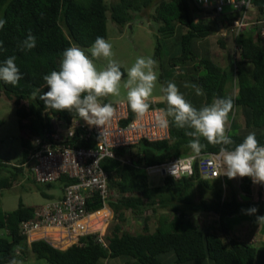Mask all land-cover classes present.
I'll list each match as a JSON object with an SVG mask.
<instances>
[{"label": "trees", "instance_id": "obj_1", "mask_svg": "<svg viewBox=\"0 0 264 264\" xmlns=\"http://www.w3.org/2000/svg\"><path fill=\"white\" fill-rule=\"evenodd\" d=\"M253 5L251 16L257 21L264 20V0H253ZM147 9H153L150 18L158 24L156 57L160 56L163 44H172L170 40L180 44L181 51L170 59L169 65L181 68L192 84L202 88L206 100L197 108L217 97H232L235 107L234 116L230 114V117L233 116L235 131L228 134L239 144L255 130L258 141L264 145V39L261 36L264 25H255L233 36L235 72L229 74L214 59L209 43L224 22L219 19L195 21L204 10L194 0H119L112 5L105 0H0V18L7 21L0 29L3 42L0 64L15 56L23 77L18 86L0 81V100L5 97L16 107L23 148L20 165L29 161L35 152L34 137L51 129L53 117L67 122L79 118L74 111L47 109L39 99V95L48 90L43 77L60 70L64 50L70 46L88 49L97 37L107 39L109 18L123 29L135 14ZM235 17L232 14L229 23ZM29 31L36 36L37 45L21 51L18 45ZM218 43L225 47L223 41ZM121 71L122 78L126 77L125 69L121 67ZM234 85L236 91L232 94ZM159 106L164 108L162 104ZM238 111L244 118L243 128L235 117ZM169 121V140L143 141L137 146L117 149L119 159L107 158L101 164L109 174L110 189L119 195L108 202L114 213V223L105 235L108 248L98 243L95 235L82 237L80 245L67 250L55 249L43 241L29 246L20 225L33 218L35 207L22 204L12 212L0 213V230L4 232L0 236V263L10 264L13 258L19 260L34 253L50 264H165L163 256L173 253L175 264H264V243L256 242V238L249 235L246 240L232 235L241 223L250 221L259 225L256 216H264V200L253 198L254 183L250 178H240L238 187L226 175L206 180L199 173L197 161L195 176L164 177L160 185L150 182L152 176L146 172L148 167L193 153L188 147L193 138L186 135L190 130L177 128L172 118ZM200 140L207 145L200 155L219 153L220 146L208 144L203 137ZM235 144L229 148H234ZM127 155L131 156V163L123 162ZM60 181L64 185L71 182L67 178ZM12 184V179H0V188ZM226 188L230 189L228 195H225ZM196 189L205 190L210 196L200 195L196 201ZM252 207L258 209L255 215L242 211ZM103 208V202L97 198L89 204V211L93 213ZM161 209L166 212L160 213ZM128 213L143 221L142 232L124 229ZM193 213L215 214L220 227L214 230L203 227L190 217Z\"/></svg>", "mask_w": 264, "mask_h": 264}, {"label": "built area", "instance_id": "obj_2", "mask_svg": "<svg viewBox=\"0 0 264 264\" xmlns=\"http://www.w3.org/2000/svg\"><path fill=\"white\" fill-rule=\"evenodd\" d=\"M194 2L204 10L202 15L195 17V21L219 19L224 22L218 31L223 39L238 36L255 25H264V20L257 21L250 14L254 8L253 0ZM232 14L236 17L229 23L228 19ZM261 36L264 39V27L261 29ZM113 106L116 112L104 129L89 126L80 117L70 122L53 117L51 129L34 137L35 152L29 161L17 167L28 165L38 184L56 182L62 178L71 182L64 185L61 198L49 200L35 208L33 218L21 223V233L29 246L43 241L55 249L67 250L73 245H80L82 237L95 235L98 243L108 248L106 231L92 228L91 218L97 212L89 211V204L95 198L103 202L102 210H111L108 202L119 196L110 189V177L101 166L102 162L107 158L119 159L117 149L137 146L143 141L163 142L171 137L170 123L167 128L156 124V116L164 108L155 99L150 102L149 112L143 119H137L128 102H119ZM217 157L218 154L178 156L166 163L148 167L146 172L149 176L160 175L175 179L192 177L195 176L198 161L201 177L214 180L223 174ZM131 160V156L127 155L123 162L131 163ZM255 186L256 200H264V184ZM105 222L108 225L109 218Z\"/></svg>", "mask_w": 264, "mask_h": 264}, {"label": "clouds", "instance_id": "obj_3", "mask_svg": "<svg viewBox=\"0 0 264 264\" xmlns=\"http://www.w3.org/2000/svg\"><path fill=\"white\" fill-rule=\"evenodd\" d=\"M7 21L0 18V29ZM37 45V38L29 31L27 37L20 42L21 51L31 50ZM3 42L0 41V48ZM90 53V55H89ZM114 56L112 45L103 37H97L92 46L85 50L78 46H70L64 50L59 71H51L43 77L47 91L39 95L47 109L58 112L73 111L89 126L102 129L111 121L116 109L111 102L102 103L108 96H119L124 73L118 62L111 59ZM105 58L107 66L98 67L96 60ZM157 61L151 57H138L127 69V79L123 87L127 89V102L137 119H143L150 109V97L157 85ZM16 57L10 56L0 64V81L12 86H18L22 79ZM195 89L197 96L204 95L201 87L195 84L184 85ZM165 94L167 107L161 109L156 116V124L167 128L169 118L180 129H191L186 135L193 139L188 147L199 156L206 144L201 143L203 137L208 144L220 146L218 160L223 168V174L229 179L248 177L254 184H264V145L257 139L256 131L250 132L241 143L228 134L230 130V114L234 116V100L232 97L214 98L210 104L196 108L186 99L175 82L169 81L161 88ZM35 96L36 94L33 93ZM234 148L229 146L234 145ZM245 214L255 215L256 207L242 210ZM256 223L264 225V216H256ZM10 264H22L13 258Z\"/></svg>", "mask_w": 264, "mask_h": 264}, {"label": "rangeland", "instance_id": "obj_4", "mask_svg": "<svg viewBox=\"0 0 264 264\" xmlns=\"http://www.w3.org/2000/svg\"><path fill=\"white\" fill-rule=\"evenodd\" d=\"M118 1L119 0H105L108 5L115 4ZM152 13L153 9H147L143 10L141 13L135 14L131 20V23L126 25L123 29H121L115 22L112 21V19L109 18L108 37L105 40H107L112 45L114 56L111 57V59L118 62L120 66L125 69L126 73L127 69H129L134 64L138 57H151L157 61L155 70L157 72L158 80L156 88L154 89L153 95L150 97L149 102H152V100L155 99L156 101L163 103L162 105L165 109L167 107L166 98L165 94L161 91V88L166 86L169 81L175 82L178 86V79L181 76H178L177 70H181V68L176 69L171 67L169 63L170 59L176 57L181 51V46L177 40H170L172 44L170 45L168 42L163 44L160 56L156 57V34L158 30V24H156L150 18ZM209 40L211 41L210 50L215 56L214 59L224 68H226L229 74L230 72L233 74L235 72V65L233 62L236 56L233 36H228L226 39H223L218 34H216L210 37ZM219 41H223L225 43L224 48L218 43ZM95 62L97 63L98 67L103 68L107 66L108 60L105 58H100ZM126 79L127 75L126 77L122 78L121 92L119 96L110 95L108 97L102 98L101 102L104 100H107L112 104L127 102V89L123 87V81ZM235 91L236 88L234 85L232 88V94H235ZM191 103L193 106L197 105V103ZM235 117L238 121L239 127L243 128L245 126V122L240 111L236 113ZM232 118L233 116L230 117L229 133H234L235 131L232 128ZM21 141L22 134L18 124L16 107L12 102L8 101L5 97H2L0 100V167H2L0 179H12L13 184L11 187L0 188L1 214L12 212L22 204L27 207L38 208L39 206L46 204L49 200L56 199L60 194H63L64 184L61 181L47 184H38L32 177V174L28 169V165L21 169H16L15 166H21L19 164L21 163L23 157ZM12 175H14V178ZM163 178L164 177L160 175H154L149 179L152 184L160 185L162 184ZM239 182L240 177L233 179V184L237 187ZM256 191L257 189L255 186L253 191L254 199H256L254 196L256 195ZM229 192L230 189L226 188L225 195H228ZM200 195L206 197L210 196L207 191H200L199 189H196V201L199 200ZM110 211L111 214L109 217V222L108 225H106L103 229V232H107L108 228L114 223V213L112 210ZM159 212L164 213L166 211L161 209ZM147 214H150V212ZM190 217L197 219L203 225V227L210 230L220 227L219 217L215 214L193 213ZM95 221L98 222L99 220ZM95 221L91 222V224L95 223ZM123 225L124 229L127 231L132 233H140L142 232L143 221L133 213H128L127 221ZM248 226L252 227V224L249 221L241 223L234 228L232 235L235 238L246 240L250 233ZM151 229H155L154 223H152ZM3 234L4 232L0 230V236ZM218 234L225 238L221 231H219ZM257 237H261V235H258ZM163 259L165 264H175L173 253L164 255ZM19 261H22V264H50L45 258H39L34 253H29L26 256L21 257ZM189 264L203 263L191 262Z\"/></svg>", "mask_w": 264, "mask_h": 264}, {"label": "crops", "instance_id": "obj_5", "mask_svg": "<svg viewBox=\"0 0 264 264\" xmlns=\"http://www.w3.org/2000/svg\"><path fill=\"white\" fill-rule=\"evenodd\" d=\"M210 49H211V47H210ZM212 54H213V57H215L213 52H212ZM179 70H177V74H178V76H181L178 79V87L180 88V91L183 92V94L185 95L187 100H189L190 102L197 103V105L195 106L196 108L201 106L202 104H204L205 100H206L205 94L202 95V96H197L196 93H195V89L190 88V87L189 88H185L184 87L185 83L190 84V85L192 83L190 82L189 76L187 74H185V71L183 72L182 70H180V71ZM158 104H163V103L158 102ZM185 129H187V128H185ZM188 130H190V129H188ZM192 154H194V153H192ZM254 188H255V184L253 185V191H254ZM61 197H62V195L60 194L59 197H57V198H61ZM110 212H111L110 209H104V210H101L98 213H96V215H94L91 218V222H93L95 220H99V221L98 222L95 221V223L92 224V226H93L92 228L93 229H101L103 231V229L105 228V226L107 224V222H105V219L110 217V214H111ZM252 228H254V229H252ZM263 229L264 228H263L262 225L260 226V225L252 224V227H249V230H250L249 231L250 232L249 236H251V238L252 237L256 238L257 242L259 240V243H264V238H263L264 237V231H263ZM258 235H261V237H257Z\"/></svg>", "mask_w": 264, "mask_h": 264}, {"label": "water", "instance_id": "obj_6", "mask_svg": "<svg viewBox=\"0 0 264 264\" xmlns=\"http://www.w3.org/2000/svg\"><path fill=\"white\" fill-rule=\"evenodd\" d=\"M1 264V263H0Z\"/></svg>", "mask_w": 264, "mask_h": 264}]
</instances>
